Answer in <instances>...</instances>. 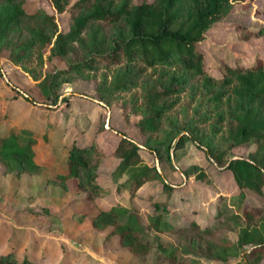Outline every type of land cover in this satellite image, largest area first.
Listing matches in <instances>:
<instances>
[{
    "label": "trees",
    "instance_id": "16d2710c",
    "mask_svg": "<svg viewBox=\"0 0 264 264\" xmlns=\"http://www.w3.org/2000/svg\"><path fill=\"white\" fill-rule=\"evenodd\" d=\"M234 1L48 0V7L28 11L25 0H0V56L33 80L31 95L6 79L13 96L43 112L53 110L54 122L58 105L67 103L61 85L91 81L97 104H115L123 113L139 115L134 125L140 141L110 126L118 135L111 154L118 158L117 177L124 174L120 185L130 199L144 197V189L139 192L144 184L151 187L144 198L151 210L141 215L134 206L111 204L90 218L91 229L103 243L114 237L138 264H264V66L258 61L243 65L238 59L232 63L224 57L215 73L203 63L198 46L211 26L229 14ZM63 12L66 27L59 29L55 14ZM251 36H264V25L246 32L245 37ZM45 48L63 65L43 70ZM186 92L203 99L193 107V117L167 127ZM87 120L78 135L85 133ZM72 127L78 129L75 123ZM204 127L211 137L202 132ZM34 128L25 123L0 136L4 172L12 165L17 175L38 171ZM185 142L203 153L202 165L172 166V154ZM238 147L244 148L241 154H230ZM141 149L157 163H145ZM103 156L94 141L84 144L75 138L66 149L65 171L47 177L45 184L64 190L71 184L84 200L93 201L106 190L96 170ZM161 162L184 177L183 185L189 178L218 185L216 172L229 173L235 188L219 193L217 204L226 196L230 203L217 212L214 225H202L194 217L185 225L171 221L172 194L189 202L192 190L170 181ZM158 191L161 200L154 198ZM183 203L181 207H187ZM230 231L236 240L228 237ZM0 264L39 263L26 246L20 254L7 246L0 251Z\"/></svg>",
    "mask_w": 264,
    "mask_h": 264
},
{
    "label": "rangeland",
    "instance_id": "374dc122",
    "mask_svg": "<svg viewBox=\"0 0 264 264\" xmlns=\"http://www.w3.org/2000/svg\"><path fill=\"white\" fill-rule=\"evenodd\" d=\"M47 1L25 0L24 6L30 11L38 5L48 7ZM55 17L58 28L64 29L65 12L56 13ZM261 25H264V0H235L229 14L215 22L198 43L203 52V63L215 73L224 57L231 58L232 63L238 59L243 65L258 61L264 66V36L245 37L246 32ZM43 58L45 71L53 65H63L59 58L48 56V48L43 49ZM6 79L13 86L34 94L31 87L33 80L28 74L4 55L0 56V136L8 129L16 130L25 123L32 129L35 127V130H32L35 135L32 148L34 159L40 167L36 173L17 175L15 165L7 172L0 166V251L12 246L20 254L26 246L29 255L39 264H138L127 250L117 244L114 237L103 243L91 229L90 218L98 209L111 204L134 206L141 215L151 210L150 202L144 199L146 191L151 187L147 186V183L144 184L139 189V192L144 189L141 194L144 197L130 199L127 188L120 185L125 178L124 174L117 177L115 167L118 158L111 154L118 135L110 126L140 141L141 137L134 125L139 115L123 113L115 104L109 107L97 104L92 99L95 96L93 82L76 80L61 85L60 91L67 96V103L65 106L64 103L58 105L59 112L53 122V110L43 112L44 109L19 96H13L14 91L7 87ZM202 99V96L192 97L187 92L183 93L165 125L170 126L174 120L179 126L185 123L189 117H193L192 109ZM127 104L131 106L129 102ZM86 118L88 120L85 133L78 135L82 121ZM74 123L78 129L72 127ZM43 129L46 134H42ZM202 132L207 137L212 136L207 127H204ZM75 138L84 144L94 141L99 152L104 153L97 163L96 170L98 180L106 190L93 201L84 200L71 184L66 190L57 185L45 184L47 177L65 171L66 149ZM243 151L244 148L238 147L230 154H241ZM97 152L96 150L94 153L97 155ZM141 155L145 163H155L154 156L148 151L141 149ZM171 163L175 168L184 169L190 163L202 165L204 156L193 144L185 142L182 148L172 154ZM160 164L170 181L180 184L181 188L192 190L187 195L191 197L189 202L172 194L171 199L174 200L175 206L170 210L171 221L185 225L194 217L202 225H214L216 221H213V218L217 212L230 203L229 197L226 196L217 204L219 193L232 192L235 188L229 173L226 170L216 172L218 185L194 181L192 178L183 185L184 177L170 170L167 162ZM161 194L158 191L154 198L161 200ZM181 202L188 204L187 207H181ZM234 210L235 208L231 207L230 212ZM228 237L236 240L235 232L230 231ZM145 264L149 262L146 261Z\"/></svg>",
    "mask_w": 264,
    "mask_h": 264
},
{
    "label": "water",
    "instance_id": "95a60500",
    "mask_svg": "<svg viewBox=\"0 0 264 264\" xmlns=\"http://www.w3.org/2000/svg\"><path fill=\"white\" fill-rule=\"evenodd\" d=\"M155 163H157V161L155 160ZM227 164V163H226Z\"/></svg>",
    "mask_w": 264,
    "mask_h": 264
}]
</instances>
